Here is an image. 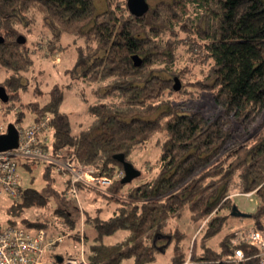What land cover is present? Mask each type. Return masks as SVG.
Listing matches in <instances>:
<instances>
[{
    "label": "trees",
    "instance_id": "1",
    "mask_svg": "<svg viewBox=\"0 0 264 264\" xmlns=\"http://www.w3.org/2000/svg\"><path fill=\"white\" fill-rule=\"evenodd\" d=\"M38 20L46 33L41 34L44 46L32 47L27 36L25 43H19L20 33L32 32L30 26ZM0 36L4 38L0 85L22 107L16 120L19 127L27 126V110L33 114L32 123L47 113L52 116L51 142H41L44 147L111 177L123 168L116 154L123 153L134 164L132 153L162 136L157 142L158 170L149 179L132 185L120 178L106 190L97 189L105 197L120 193L121 199L108 218L86 220L90 227L85 258L90 263L156 264L158 256L172 247L168 264H185L188 257V264H236L231 258L232 238L240 229L224 232L216 248L204 243L201 250L190 253L184 243L187 233L168 227L186 207L192 222L207 220L203 241L231 227V219H244L231 214L233 188L257 198L256 209L246 218L252 221L250 227L264 233V0H162L142 16L130 12L127 0L114 6L109 2L102 12H97L95 0H0ZM64 36L71 38L77 53L71 75L93 85L87 105L90 120L76 131L62 107L66 88L55 83L42 98L28 82L35 51L55 56L71 47L62 44ZM182 47L199 65H208L203 79L193 85L211 93L214 114L185 110L182 101L173 98L187 93L182 86L175 90L173 79L166 75L186 78L185 69H178ZM135 55L140 65L135 64ZM29 91L34 100L25 101L23 94ZM81 96L87 101L84 93ZM8 102L0 100V105ZM36 161L22 164L30 168ZM63 183L65 192L69 179ZM79 188L90 189L83 184ZM19 191L11 214L49 202L37 188L20 186ZM225 209L229 213H222ZM57 213L66 215L59 207ZM3 224L66 232L49 221L24 224L9 219L0 221ZM162 238L166 247L159 245ZM241 246L248 254L257 251Z\"/></svg>",
    "mask_w": 264,
    "mask_h": 264
},
{
    "label": "rangeland",
    "instance_id": "2",
    "mask_svg": "<svg viewBox=\"0 0 264 264\" xmlns=\"http://www.w3.org/2000/svg\"><path fill=\"white\" fill-rule=\"evenodd\" d=\"M125 0H95V6L97 12H102L108 8L109 2L113 3V6L118 3H123ZM150 6L162 0H147ZM31 30H26L20 35L27 36L31 41L30 45L32 47L44 46V41L42 40V33H45L41 29L40 20L33 23ZM46 34V33H45ZM43 35V34H42ZM34 41V42H33ZM71 38L67 40V36L62 39V44H69L68 49L59 50L55 56H45L42 50L35 51V66L29 72L28 82L32 87L36 86L37 92L41 94L42 98L44 95L48 94V90L55 83H59L60 86L65 87V98L63 101V109L70 114L71 121L73 123L74 130H78L80 126L89 122L90 117L87 114V105L92 101V87L87 83L83 82L79 75H71L70 70L73 68L77 53L75 46L71 44ZM35 42L39 44L35 45ZM44 48V47H43ZM193 55L186 51V48L182 47L179 49L180 63L178 69L184 68L186 78L184 80H179L182 84V88L187 90L182 92V96L174 95V99L177 101H182L185 110H200L206 114H214L215 108L212 101V95L210 92L202 91L196 88L193 83L199 79H203V69H207L208 65H199L192 58ZM205 65V66H204ZM166 75L173 79V85L175 83V75L167 72ZM27 81V80H25ZM81 92L87 97V101L82 99ZM25 101L34 100L33 93L29 91L28 94H23ZM21 106L18 102L11 101L5 106L0 105V132L6 130L7 125L11 122L15 123L18 127L21 126L20 123L16 122L18 111L21 110ZM32 112L27 110L25 116L24 125H28L32 120ZM4 132V131H3ZM50 140H51V133ZM162 136H158L151 140L149 143L140 146L135 150L131 157L136 165V168L142 171V177L135 178L131 181L132 185L139 184L140 182L149 179L157 170V158L160 156V147H157V142ZM51 142V141H50ZM62 154H64L62 152ZM27 159L18 160V173L20 176V183L22 187H34L44 192L48 196L49 202L45 206H35L27 208L24 210L17 209L14 213H10V209L14 206L17 199H12L7 192L2 191L0 193V221L5 223L9 219H14L16 222L20 223H32L39 221H49V223H55V227L65 228L66 232L76 233V231L83 230L87 233V228L90 225L86 224L87 219H91L92 216H99L102 219L111 216L119 204L121 199V194L118 193L114 198L105 197L98 194L95 187H90V189L79 190L78 198L66 196V191L62 192L63 179L59 172H57L53 167H48V165L43 160H38L31 164L30 168L24 166L22 163ZM23 161V162H22ZM32 167V168H31ZM92 169H94L92 167ZM117 171V170H116ZM103 190V189H102ZM106 190V189H105ZM233 188L230 193L233 196L234 203L239 207L240 210L246 213L253 212L257 207V198L254 195H244L245 193L240 192ZM111 194V193H110ZM232 200V201H233ZM231 201V205L234 203ZM60 208L64 210L66 215L55 214V209ZM222 213H229V209L223 210ZM242 218V217H241ZM72 220V221H71ZM205 220L202 224H197L191 221L189 208H185L182 212L180 218H171L168 227L175 229L180 227L187 233V238L184 240L185 249L188 248L192 253L199 251L204 243L217 247V241L221 238L224 232L233 233L237 229H245L250 227L252 224L251 220L244 217V219L233 218L229 221L231 227H227L221 233L215 235L206 241L201 240V235L204 230ZM75 223L74 229H70L69 224ZM53 226V225H52ZM202 229V230H201ZM239 230V231H240ZM110 239V237H109ZM114 239V238H112ZM67 242H70L69 240ZM66 245L69 246V243ZM160 247H166L165 239H161L159 243ZM191 253V252H190ZM189 253V254H190ZM173 254L172 247H169L164 254L158 256L156 264H168L170 256ZM190 257H188L189 259ZM131 261L125 262V264Z\"/></svg>",
    "mask_w": 264,
    "mask_h": 264
},
{
    "label": "built area",
    "instance_id": "3",
    "mask_svg": "<svg viewBox=\"0 0 264 264\" xmlns=\"http://www.w3.org/2000/svg\"><path fill=\"white\" fill-rule=\"evenodd\" d=\"M51 114H45L37 122L19 129V146L12 150L0 151V193L5 191L12 199L20 197L19 159L43 160L54 166L65 179H69L66 196L78 198L79 185L107 189L115 179L123 178V168L109 177L99 175L95 169L75 158L65 157L61 151L53 152L44 147L50 143ZM4 131V130H3ZM244 195H252L245 193ZM72 232L60 233L46 228H27L22 225L3 224L0 226V264H92L85 258L86 238L83 230L75 239ZM72 239V250L77 256L67 255L59 261L54 249ZM257 248L255 253H246L241 246ZM234 253L231 258L236 264H264V233L253 227L236 231L232 238ZM188 261L185 264H188Z\"/></svg>",
    "mask_w": 264,
    "mask_h": 264
},
{
    "label": "water",
    "instance_id": "4",
    "mask_svg": "<svg viewBox=\"0 0 264 264\" xmlns=\"http://www.w3.org/2000/svg\"><path fill=\"white\" fill-rule=\"evenodd\" d=\"M127 6L130 12L136 16H142L150 8V4L147 0H127ZM2 41H4V38L0 36V42ZM17 41L19 43H25L27 38L21 34L17 37ZM133 59L136 65L141 64V59L139 56L135 55L133 56ZM181 86L182 84L180 83L179 79L175 77L173 88L175 90H180ZM0 100L3 102H8L10 100L7 89L2 85H0ZM19 136L18 126L13 122L9 123L7 125L6 131L0 133V151H7L17 148L19 146ZM115 158L122 163L125 171V175L122 178L123 183H129L141 175V170L136 168L132 162L127 161L123 153L116 154ZM231 214L233 216L242 218L250 216V213L243 212L236 204L232 206ZM57 258L59 261L63 260L62 256H58Z\"/></svg>",
    "mask_w": 264,
    "mask_h": 264
},
{
    "label": "crops",
    "instance_id": "5",
    "mask_svg": "<svg viewBox=\"0 0 264 264\" xmlns=\"http://www.w3.org/2000/svg\"><path fill=\"white\" fill-rule=\"evenodd\" d=\"M32 123V122H31ZM31 123H29V124H31ZM28 124V125H29ZM27 125V124H26ZM64 186V185H63ZM72 238V237H71ZM113 237H111L110 239H109V241H115V240H117V238L115 237L114 239H112ZM68 241V240H67ZM65 242L64 244H62V245H59L58 247H56L55 249H54V251H53V253L54 254H56V255H59V254H61L62 252H65V251H68V252H70V251H72L73 252V250H72V239H69V241L70 242ZM67 243H69V246L68 245H66ZM168 250V249H167ZM75 251V250H74ZM60 256V255H59ZM128 263H131V262H128Z\"/></svg>",
    "mask_w": 264,
    "mask_h": 264
}]
</instances>
